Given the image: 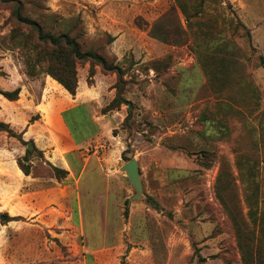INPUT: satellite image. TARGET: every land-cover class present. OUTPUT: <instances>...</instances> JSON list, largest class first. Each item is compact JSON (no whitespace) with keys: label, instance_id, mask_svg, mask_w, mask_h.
Wrapping results in <instances>:
<instances>
[{"label":"rangeland","instance_id":"374dc122","mask_svg":"<svg viewBox=\"0 0 264 264\" xmlns=\"http://www.w3.org/2000/svg\"><path fill=\"white\" fill-rule=\"evenodd\" d=\"M231 3L189 25L174 13L175 0H0L5 76L13 84L54 79L56 49H45L19 16L104 57L123 72L121 109L133 111L112 133L124 142L121 164L136 159L142 179L167 180L154 197L167 216H146L150 247L124 232L126 212L110 224V239L52 233L46 254L0 228V264H264V31L250 29ZM249 3L264 29V0ZM75 71L79 79H119L92 61L76 62ZM0 106H11L2 95ZM111 149L108 141L96 156ZM103 163L96 158L90 170L101 172ZM98 182H88V200L101 191ZM133 244L141 248L131 256Z\"/></svg>","mask_w":264,"mask_h":264},{"label":"crops","instance_id":"0c3cea01","mask_svg":"<svg viewBox=\"0 0 264 264\" xmlns=\"http://www.w3.org/2000/svg\"><path fill=\"white\" fill-rule=\"evenodd\" d=\"M230 1L237 4L241 19L250 29L264 31L262 18L254 12L250 0ZM17 83L22 88L19 99H5L11 106H2L0 122L22 134L28 145L25 147L10 137L0 142V212L20 218L8 225L0 223V228L7 231L6 238L10 239L13 232L18 242L28 241L27 246L33 253L46 254L51 247L49 235L52 233L59 237L76 234L83 240L110 239L112 223L127 212L129 222L124 232L128 235L132 232L143 247H150L152 236L146 216L162 217L167 211L157 198L159 210L147 202L148 197L134 200V186L120 174L124 142L121 136L112 133L129 112L123 109L102 112L116 97L113 77L97 75L94 85H89L86 76L82 77L75 96L46 77ZM108 141L113 146L110 151L113 154L97 157L98 149L104 148ZM92 146L97 150L90 149ZM34 147L42 155L38 158L34 154L26 161L32 165L31 174L27 175L19 166L18 158L26 155L27 148ZM95 157L104 162L101 172L90 170ZM51 166L67 171L68 176L56 178ZM93 178L99 181L101 191H96L88 200L86 189ZM166 181L143 178L144 192L154 198L165 189ZM124 232L119 231L116 237L122 238ZM140 246L133 244L130 255L136 254Z\"/></svg>","mask_w":264,"mask_h":264},{"label":"trees","instance_id":"16d2710c","mask_svg":"<svg viewBox=\"0 0 264 264\" xmlns=\"http://www.w3.org/2000/svg\"><path fill=\"white\" fill-rule=\"evenodd\" d=\"M232 5L233 4L229 0H201L199 4L196 3V0H175L176 9L173 8V10L175 14H177V10H180V13L185 17L187 23L190 25L191 23L205 22L204 19L206 18L209 13V10H211L212 7L217 8L218 11H222L223 7H225V10H227L228 7H232ZM18 19L20 22H23L26 25H29L30 27L36 29V32L38 33V42L42 44L45 49H48L49 47H53L56 49V52L53 54L54 59L51 62L50 68H54V70L57 68L58 70L54 71L52 69H49V74L73 96L76 95L77 89L79 87V78L77 77L75 71L76 62L92 61L100 64L102 66L103 71L107 73L117 72L119 75V79L114 85V88L116 89V97L107 107L102 110V112L106 114L110 111L121 110L122 105H124L126 100H124V82L123 78L121 77L123 72L119 68L109 65L106 59L97 53H83L77 42L70 39V37L67 35H63L61 38H54L52 36L45 35L41 27L36 22L31 20H23L21 16H19ZM242 24L246 27L244 23ZM65 48L66 50H63ZM93 78L94 76L91 73L87 80L89 85L95 84ZM21 89L22 88L20 83L13 84V82L10 81L9 76H5L4 66L0 65V95H2L5 99L9 101H16L19 99ZM132 112V110L129 111L125 123L128 122V119L132 115ZM0 126L6 127L5 131H8L7 133L9 134L8 136L10 138L17 139L25 147L28 145V143L24 142L22 134L17 133L9 124L0 122ZM34 154L38 158H40L42 155V153L34 147L33 150L27 148L26 155L22 158H18L19 166L27 175L31 174L32 165L26 164V161H30L31 157H33ZM123 155L125 156V154ZM124 160L127 162L131 161V159ZM51 167L53 175L58 179H64L69 174L65 170L56 168L54 166ZM147 202L151 204L156 210H159V205L156 203L155 198L148 197ZM18 220H20V218L11 217L8 213L0 212V223L2 225H8L10 222ZM200 259L203 262L206 261L205 258Z\"/></svg>","mask_w":264,"mask_h":264},{"label":"water","instance_id":"95a60500","mask_svg":"<svg viewBox=\"0 0 264 264\" xmlns=\"http://www.w3.org/2000/svg\"><path fill=\"white\" fill-rule=\"evenodd\" d=\"M132 104H130V109ZM29 148L32 149L33 146L30 144ZM121 171L126 175L128 180L134 186L136 190V195L133 197L134 200H140L145 197L143 182L140 174L139 162L136 159H132L126 163Z\"/></svg>","mask_w":264,"mask_h":264}]
</instances>
